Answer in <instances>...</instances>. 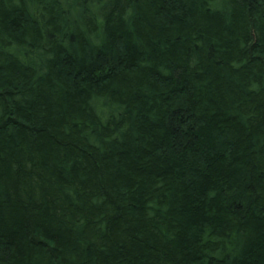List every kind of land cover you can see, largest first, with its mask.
Here are the masks:
<instances>
[{"label":"trees","instance_id":"obj_1","mask_svg":"<svg viewBox=\"0 0 264 264\" xmlns=\"http://www.w3.org/2000/svg\"><path fill=\"white\" fill-rule=\"evenodd\" d=\"M0 264H264V0H0Z\"/></svg>","mask_w":264,"mask_h":264}]
</instances>
